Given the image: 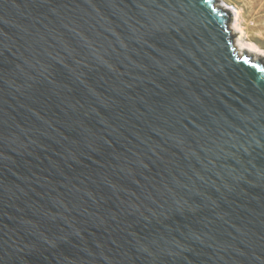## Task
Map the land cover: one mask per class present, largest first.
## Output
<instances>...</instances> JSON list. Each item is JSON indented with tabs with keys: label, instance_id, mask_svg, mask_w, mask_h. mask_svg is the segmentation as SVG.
<instances>
[{
	"label": "water",
	"instance_id": "1",
	"mask_svg": "<svg viewBox=\"0 0 264 264\" xmlns=\"http://www.w3.org/2000/svg\"><path fill=\"white\" fill-rule=\"evenodd\" d=\"M216 0H0V264H264V60Z\"/></svg>",
	"mask_w": 264,
	"mask_h": 264
},
{
	"label": "rangeland",
	"instance_id": "2",
	"mask_svg": "<svg viewBox=\"0 0 264 264\" xmlns=\"http://www.w3.org/2000/svg\"><path fill=\"white\" fill-rule=\"evenodd\" d=\"M227 6L231 13V25L239 24L243 28L244 38L255 44L260 56L264 57V0H216ZM238 34H234L237 36Z\"/></svg>",
	"mask_w": 264,
	"mask_h": 264
},
{
	"label": "bare ground",
	"instance_id": "3",
	"mask_svg": "<svg viewBox=\"0 0 264 264\" xmlns=\"http://www.w3.org/2000/svg\"><path fill=\"white\" fill-rule=\"evenodd\" d=\"M230 28H231V32L233 34H238L239 33V35L233 37V44L236 46L237 50L239 49V47H240V45L242 43L243 44H247V45H249L248 46V50L251 51L252 54H256V56H258V57H260V58H262L264 60V57L258 55V54H260V52L258 51L259 48L255 44L247 41L244 38V36H243V28L239 24V18L236 19L235 25H231Z\"/></svg>",
	"mask_w": 264,
	"mask_h": 264
},
{
	"label": "trees",
	"instance_id": "4",
	"mask_svg": "<svg viewBox=\"0 0 264 264\" xmlns=\"http://www.w3.org/2000/svg\"><path fill=\"white\" fill-rule=\"evenodd\" d=\"M261 45H262V47L264 48V44L262 43Z\"/></svg>",
	"mask_w": 264,
	"mask_h": 264
}]
</instances>
